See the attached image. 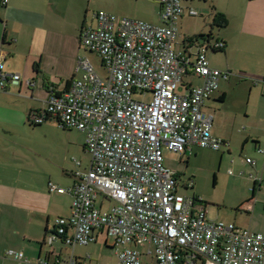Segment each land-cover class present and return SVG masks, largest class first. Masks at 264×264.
Masks as SVG:
<instances>
[{"label":"built area","instance_id":"built-area-1","mask_svg":"<svg viewBox=\"0 0 264 264\" xmlns=\"http://www.w3.org/2000/svg\"><path fill=\"white\" fill-rule=\"evenodd\" d=\"M180 2L158 0V26L96 13L95 26L84 27L79 42L98 56L106 77L79 59L75 71L82 72L80 79L63 91L51 90L43 111L29 115L33 125L51 118L62 128L84 133L90 156L85 172H72L69 216L54 221L47 243L61 238L66 245L85 246L95 230L104 229L114 239L118 264H140L130 244L147 246L156 264H264V234L211 220L202 199L177 194V176L163 165L162 149L183 154L193 147L228 145L211 136L213 117L201 111L219 78L227 76L210 67L206 57L223 43L207 41L194 54L173 51L183 13ZM188 15L196 12L190 8ZM188 72L201 84L183 83ZM8 83L18 84L19 75L6 73L1 60L0 91ZM179 84L187 88L183 95L175 93ZM134 94H151V100H134ZM245 162L253 165L249 158ZM49 190L62 192L52 184ZM98 196L112 206L101 211ZM5 257L15 264H48L29 261L20 251L8 250ZM53 264L76 263L69 258Z\"/></svg>","mask_w":264,"mask_h":264},{"label":"crops","instance_id":"crops-1","mask_svg":"<svg viewBox=\"0 0 264 264\" xmlns=\"http://www.w3.org/2000/svg\"><path fill=\"white\" fill-rule=\"evenodd\" d=\"M223 1L222 4L221 0H212L210 7L213 16L216 13L223 15L222 27H228L230 21L236 19L242 33H251L253 37H258L260 31L264 32V0ZM0 2L4 8L0 10V61L2 60L4 65L8 56L18 55L26 62L21 72L20 69L18 71L16 67L5 64L6 73L19 75L18 71L21 76L19 75L18 84L8 83L6 90L0 91V264H15L13 260L5 257V252L8 250L20 251L32 262L41 259L53 264L57 259L65 261L72 258L76 264H118L114 239L104 229L95 230L94 240L85 246H69L64 244L61 238L51 244L47 243V235L53 230L54 221L69 216L71 196L67 190L72 187L75 180L66 156L54 160L51 150L55 148V139H51L50 143L46 142L47 156L43 153L44 148L38 143L25 139L30 131L34 130L31 127H40L44 122H54L60 127L51 118H46L40 125L31 124L28 118L33 113L43 111L51 90L63 91L66 83L71 82L75 74L79 73L75 71L76 63L80 59L77 51L78 46H81L79 35L81 30L87 27L86 14H81L85 9L84 6L82 9L83 2L81 3V0H8L5 5L2 4V0ZM185 5L189 3L185 2ZM238 5L244 8V12L240 15L233 11ZM184 15H188L185 8L181 17ZM66 18L73 27L74 25L76 27L71 30L64 29L63 20ZM16 20L19 22L17 29L10 31V21ZM92 23L94 24L92 26H95L94 18ZM176 39L177 36L175 41ZM210 39L208 38L207 41L210 42ZM216 41L222 42L224 49L226 48L223 41ZM182 44L184 47L185 42ZM188 46L187 51L184 47V51L190 54L189 49L193 47L191 44ZM190 75L192 74L188 72L184 79ZM256 76L260 78L257 82L261 84L260 92L264 94V67H261V72L254 75ZM220 79L222 77L219 78V82L222 81ZM186 84L189 87L193 85L192 82ZM213 92L203 103L201 111L204 113H209L206 112L209 110L207 107L209 101L220 103L225 98L223 92L217 95ZM253 119L244 136V143L252 142L251 150L254 152L252 157L244 158L248 182L247 193L238 201L233 222L225 224H234L240 230L264 234V153L258 152V149L264 150V112ZM212 127L211 136L228 143L227 146H223L228 148L230 146L229 140L226 139L228 134L212 132ZM72 136L73 132L66 136L68 154L70 147H75L71 140ZM233 137L234 133H230L229 139L232 140ZM82 147L85 150V144ZM192 152L193 149L179 156L182 158ZM223 157L222 152L220 160ZM246 158L251 159L253 165L246 163ZM163 164L171 169L174 162L164 159ZM175 175L177 176V173ZM232 175L231 171L230 176ZM250 175L257 180L253 181ZM49 184L56 186L62 192L50 191ZM104 202L101 197L102 206L101 208L100 204L98 206L101 211ZM247 207H251V211H247ZM205 208L208 213L206 206ZM217 215L226 218V215L220 212ZM98 244L99 247L102 245L108 248V253L114 251V257L111 258L108 254L101 255L97 261L94 257L96 256L94 248H91L93 252L75 253L78 247ZM137 246L145 247V251L143 253L137 251ZM129 247L140 254L139 259L142 255L150 256L156 264L154 258L147 254V246L130 244Z\"/></svg>","mask_w":264,"mask_h":264},{"label":"rangeland","instance_id":"rangeland-1","mask_svg":"<svg viewBox=\"0 0 264 264\" xmlns=\"http://www.w3.org/2000/svg\"><path fill=\"white\" fill-rule=\"evenodd\" d=\"M212 0H181V6L188 13V9H193L196 16L184 15L179 18L176 23V36L172 46L173 51L183 52L184 47H189L183 42L186 38L193 36L197 37L195 45L189 50L191 53H196L198 46L208 44L207 38L210 39V44L216 40L223 41L226 48L223 51L211 52L206 54L210 67L225 73L226 78L217 83L216 92H223L225 98L222 102H208L206 114L213 117L212 132L228 134L226 139L229 140L230 146L222 147L220 150L211 148L193 147V152L190 155H185L180 158L179 154L167 153L162 149V160L174 162L172 168L169 169L175 174L177 173V194L181 196H195L202 199L203 204L208 209V217L214 221H223L224 223H232L233 217L236 215V207L238 201L247 193L248 182L246 170L244 168V158L252 157L254 152L252 142L244 143V136L248 131V127L253 118L262 115L264 112V97L260 92L261 84L258 75L261 72V67H264V32L260 31L258 37H253L251 33L240 32L239 22L236 19L230 21V25L226 28L214 25V16L211 12ZM223 0H221L222 2ZM81 14H86L87 27L94 25L92 23L94 15L98 12H104L112 15L115 18H126L134 21H140L152 26L160 25L158 18V2L157 0H81ZM189 3V5H185ZM224 2V1H223ZM222 2V4H223ZM87 3V6H86ZM1 4V2H0ZM79 6V4H77ZM229 6V4H228ZM233 7V5H232ZM4 9L0 5V10ZM243 6H236L233 11L236 14L244 12ZM84 14V15H85ZM219 14V13H218ZM222 15V14H221ZM9 30L17 29L19 22L10 21ZM264 23V21H263ZM63 26L66 30H71L76 26L69 23L67 18L63 20ZM204 35L203 37H198ZM78 58L87 59L95 73L102 79L106 77L104 68L100 64L98 56L78 46ZM12 65L21 70L26 66L23 58L8 56L4 62V66ZM16 70V71H17ZM19 71V70H18ZM21 76V73L18 72ZM82 72L76 73L73 80L80 79ZM192 86L200 85L201 80L190 75L184 79L183 83H191ZM185 84H179L175 90L176 94L183 95L186 92ZM134 100L150 102L151 94H146L144 97L138 94L132 96ZM212 99V98H211ZM216 111V113H215ZM49 127L48 129H46ZM28 141H34L44 148L43 153L47 156V144L51 139H55V148L51 152L54 154V160L60 159L62 156L68 158V166L72 172L83 171L88 169L90 156L87 151L83 150L85 144L83 133L77 130H68L58 127L54 122H44L40 127H31ZM56 129L58 131H56ZM65 132V134H62ZM73 132L71 140L75 147L71 146L69 154L67 152V134ZM234 133L232 140L229 139V134ZM48 140H45V139ZM46 144V147L44 145ZM62 144V145H61ZM65 152L67 154H65ZM224 157L220 160V155ZM71 153V154H70ZM232 161V163H231ZM77 162L80 164L78 165ZM164 165V164H163ZM165 166V165H164ZM166 167V166H165ZM167 168V167H166ZM231 170L233 175H228L227 171ZM186 184H191V188H185ZM101 197L98 196L96 206L98 208ZM112 206L111 202L105 200L102 211L108 210ZM246 206V205H245ZM220 212L226 215V218H220L217 213ZM246 217V215L241 214ZM101 247V248H100ZM99 244L96 246L78 247L75 253L93 252L98 261L100 256L106 254L114 257V251L108 253V248H104ZM91 248H94L91 251ZM137 251L143 253L145 247L137 246ZM141 264H155L150 256H141ZM95 263V262H93Z\"/></svg>","mask_w":264,"mask_h":264},{"label":"trees","instance_id":"trees-1","mask_svg":"<svg viewBox=\"0 0 264 264\" xmlns=\"http://www.w3.org/2000/svg\"><path fill=\"white\" fill-rule=\"evenodd\" d=\"M213 22H214V25L218 26V27H222L223 24H224V18H223V15L221 14H214V19H213ZM204 35H199L198 37H203ZM209 38V37H208ZM207 38V39H208ZM197 40V37L196 36H193V37H190V38H186L185 39V43L187 44H191L192 46L195 45V42ZM4 43V42H3ZM224 44L221 48L213 51V52H218V51H223L224 50ZM70 82L66 83V87L69 85ZM29 120V119H28Z\"/></svg>","mask_w":264,"mask_h":264}]
</instances>
